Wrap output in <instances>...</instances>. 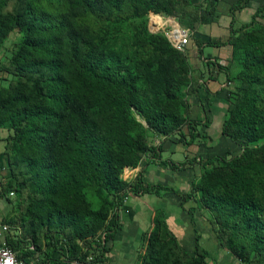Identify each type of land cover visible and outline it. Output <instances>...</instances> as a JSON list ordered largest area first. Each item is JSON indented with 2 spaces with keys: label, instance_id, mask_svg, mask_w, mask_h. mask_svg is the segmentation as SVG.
I'll use <instances>...</instances> for the list:
<instances>
[{
  "label": "trees",
  "instance_id": "obj_1",
  "mask_svg": "<svg viewBox=\"0 0 264 264\" xmlns=\"http://www.w3.org/2000/svg\"><path fill=\"white\" fill-rule=\"evenodd\" d=\"M247 1L230 7L221 41L195 33L203 12H214L212 0H0V48L14 35L0 62V131L7 132L0 194L12 190L19 209L8 222L22 238L7 240L17 254L28 239L33 251L44 248L38 263L102 264L126 197L175 191L145 182L142 171L122 176L145 160L194 167L189 190L175 192L182 207L205 214L237 264H264V2L234 26V11ZM150 14L187 19L194 61L187 45L179 51L149 30ZM204 44L230 48L226 64L208 61L206 71L209 79L213 69L225 76L219 132L236 149L206 158L197 152L198 138L208 137L197 127L209 126L198 96L206 89ZM188 95L200 102L196 112ZM165 142L184 145V160L161 159ZM199 237L190 253L156 209L135 264H217Z\"/></svg>",
  "mask_w": 264,
  "mask_h": 264
},
{
  "label": "crops",
  "instance_id": "obj_2",
  "mask_svg": "<svg viewBox=\"0 0 264 264\" xmlns=\"http://www.w3.org/2000/svg\"><path fill=\"white\" fill-rule=\"evenodd\" d=\"M238 1L240 0H215V1L212 0V2L214 3L213 6L215 10L214 12L207 14L206 16L207 18L203 22H201L202 23L201 25L203 27L204 25H206L209 30L208 34L205 32H202L204 33V35H206L204 37H210L213 40H221V41L223 40L225 41L227 39L229 35V25L231 23V19L233 15L231 13L230 7L235 5V3ZM263 2L264 0H248L246 5L243 8L234 11L236 18H235L233 25L238 26L241 23L248 22L252 14L257 9V7L260 6ZM263 16H264V12H263ZM183 27L188 28L186 26H183ZM196 31L199 32V30H196ZM204 45L201 46V53H200L201 57L200 58H201L202 63L200 64L203 65L205 63V66H203L205 67V69H203L204 74L202 78L203 80L206 81V85H204L206 89L205 90H203L202 88L200 89H202L204 92L202 96H205L203 102L206 101L209 104L206 106L208 107V109L210 108V112L208 110L207 116L211 115L213 116V120H215L217 113H219V110H220L219 107L223 104V101L226 102L225 91L218 92V90L224 86L225 76L222 71L217 73L213 69L211 75H213L215 79H213V77L209 79L207 77L209 76V72L206 71L208 67L206 66V63L208 61L214 62L216 60L220 63L226 64L227 59L229 58L230 48L227 44L222 45V46H214L215 48L218 49L215 54L208 53L207 55H204L202 51V48L204 47ZM194 47H195V53L193 54L191 52L190 54L196 57L198 56V53L196 52L195 44H194ZM215 99H218V102L217 101L214 102ZM213 102L215 103L214 104L215 107L211 108L213 106ZM203 104L205 105V103ZM193 105L195 108H199L198 104H193ZM6 134L7 132L5 130L0 131V164H1V153L3 152V149H4V140L2 138L6 136ZM173 145L174 144L172 143L170 144L168 142H165L162 144V152L160 153L161 159H163L162 153L164 151L169 150L173 152L175 150V147H173ZM197 152L202 156L201 146L197 150ZM131 169L134 170V173L130 179H132L139 171H142L143 180L145 182L153 183V184L163 182V180L160 178H163L162 176H166L167 173L171 174V177L173 178L175 177L179 181H183L182 176L187 170H190L191 171L190 174L188 176H185L187 180L184 182V186L186 187L180 190L181 193L187 192L189 190L191 181L196 174L194 167L180 169V170H173L168 166L162 165L161 163H159V161H153V162L146 163V161L144 160V161H141L137 167L131 168ZM2 180L3 179H1V175H0V182H2ZM150 180H153V182ZM161 184L167 185L165 183H161ZM167 186H171V185H167ZM0 189H1V185H0ZM175 192L177 191H174V192L165 191V192H162L161 195H158L155 192L141 193L138 195L131 193L130 195H128L126 199L124 200L122 206L118 210V222L120 223V227L116 230L115 235L111 241V245H112L111 252L106 255L107 260L104 261L102 264H109L111 259L126 260L124 264H133L134 257L131 258V261H129V259H124L123 255L120 256V253H123L122 252L123 249H118V251H115V253L117 254H114V256H112L114 243L116 240L119 239V237L128 238L130 235H133V236L138 235L139 232L142 235V233L145 230H148L152 226V216H153L154 210L156 209H159V208L162 209L163 215L168 223V226L170 227L171 230H173V232L177 235V237L180 239L181 242L184 241V239H181V238H184V234L181 232V230H184V229L188 230L190 228V225L191 227H193L199 222L207 221L205 219V214H202V212L199 209H193L194 211L192 215H190L186 210L187 205L185 208L182 207L181 198ZM4 193L5 194H0V224L4 222L9 223L8 222L9 218H11V216H13L16 213L15 211L16 209L14 205L15 204L14 194L9 195V192H4ZM168 200H171L174 203H176L175 206L173 205V207H170ZM190 203L193 204L192 202ZM190 203H188V205L192 206ZM9 224H10L11 233L16 237V239H21L16 233V230H20V228L16 225H12L11 223ZM186 225L188 226V228L185 227ZM206 226L209 228L210 231L209 230L208 231L211 233L210 235L212 237V232H211V228L209 224ZM118 232H119V236L117 237ZM23 242H21L20 244L23 246V253H22L23 255L17 254L19 257L22 256L21 258L31 263H35L37 262V260L43 258V256L41 255L39 251H33V246L30 243H28V239H25ZM26 246H28V248H24ZM184 247L187 250L189 249L188 246H184ZM14 250L17 253V250L16 249ZM134 252L136 256L137 248L135 249Z\"/></svg>",
  "mask_w": 264,
  "mask_h": 264
},
{
  "label": "rangeland",
  "instance_id": "obj_3",
  "mask_svg": "<svg viewBox=\"0 0 264 264\" xmlns=\"http://www.w3.org/2000/svg\"><path fill=\"white\" fill-rule=\"evenodd\" d=\"M194 1L197 3L199 0H194ZM203 14H204V17H203L202 22L207 18L206 17L207 13L203 12ZM173 19L175 20V22H177L181 26H184V24L187 25L186 22L183 23V21H181V20H187L183 16H181L180 18H173ZM149 24H150V21H149ZM201 24L198 25V27L196 29V30H199V32L196 31L195 33L198 36H200V37H204L206 35H204V33H202V32H205V33L208 34L209 30H208L206 25H204V27H203ZM166 28H167V26L163 24L162 26L159 27V29H156V30L153 29L152 32H163ZM13 38H14V35L11 34L9 36V38H7L5 40V43H4V45L7 46V47L6 48L5 47H1L0 48V62L6 60L7 49L10 48V46H11L10 43L13 41ZM189 39L190 40L187 43L186 50H187V52L189 50V52H192L194 54L195 53L194 42H193V40L191 38H189ZM217 50H218L217 48H215L214 46H210V45H208V46L204 45V47L202 48V51H203L204 55H207L208 53L215 54L217 52ZM185 53H186V51H185ZM188 57H189L190 61L191 60L194 61L195 60L194 58H196L193 55H190ZM203 69H205V67H203ZM3 75H4V73H2V71H0V78ZM0 83H2V80H0ZM203 94H204L203 90L200 89L198 96H200L201 99L203 98L202 100H204V97H205V96H202ZM188 98L191 100V103L199 105V102L197 100V96L196 95H191V96L188 95ZM216 101L218 102V99H215L214 102H216ZM214 102H213V106L211 108L215 107L214 106V104H215ZM203 103H205L204 106H205L206 113L208 112V110L210 112V108L208 109V107H206L209 104L206 101L203 102ZM225 104H226V102L223 101V104L219 107L220 110L218 109L219 113H217V116H216L215 120H213V116H211V115L207 116L208 121H209V126L208 127H206L203 123L198 125V127H197L198 131L200 133H204L206 135L208 134L207 136L209 137V138L208 137L206 138V136H205V137L198 138L199 141L202 140L201 142L203 143L202 144L203 146L201 145V150H202V156L201 157L202 158H206V157L211 156V155L216 154V153H223L225 151V149H228V148H231V150H236L235 147H234L235 145L233 143H231L228 139H224L221 136L220 132H219L220 131L221 122L224 119ZM192 110L194 112H196L195 111L196 108L194 107V105H193ZM203 140H206L207 144H204ZM173 147H175V150L173 152L169 151V150L164 151L162 153V158L163 159H171L175 163L183 161L184 160V155H183L182 149L184 148V146L181 143L177 142V144L173 145ZM190 172H191L190 170H187L184 173V175L182 176L183 181H179L177 178H175V177L173 178V177H171V174L167 173L166 176H162L163 178H160V179L163 180V182H161V183H165L167 185H171L174 188L175 191L180 192L181 189H184L186 187V186H184V182L187 180L185 176H188L190 174ZM133 173H134V170L129 168L128 172L127 171L125 172V169H124L122 174L126 178L127 177L131 178ZM1 174H2V169L0 167V175ZM1 179H2V177H1ZM162 180H160V181H162ZM150 181L153 182V180H150ZM168 201H169V206L170 207H173V205L175 206L176 203H174L171 200H168ZM14 202H15V204H17L15 200H14ZM15 209H16L15 210L16 212L19 211L17 205L15 206ZM206 225H208V222L207 221H203V222L197 223L193 227H191V225H190V228H189L190 230L189 229L188 230H186V229L181 230V232L184 234V238H181V239H184V241L181 242V244L183 243L184 246H188L189 249H190V250L188 249L189 252L193 253V248H194V245H195V235H196V233H198L200 235L199 241H198L199 244L208 251L209 257L212 260H215L217 262V264H237L238 261L234 257L230 256L224 249H222L219 245H217L213 234H212V237H211V235H210L211 233L209 232L210 230H209V228ZM185 227L188 228L187 225ZM118 236H119V232H118L117 237ZM140 236H141V233L139 232L138 235H134V236L130 235L128 238L119 237V239L116 240L115 243H114L112 256H114V254H117V253H115V251H118V249H123V251H122L123 253H120V256L123 255L124 259H129V261H131V258L134 257L133 264H135L136 256H135V252L134 251H135L136 248H137V251L140 249V246H141V238H140ZM122 241H124V242H122ZM137 245H138V247H137ZM43 247H45V246H43ZM43 249L44 248H42V250H40L39 252L44 257ZM125 261L126 260H114V259H111L109 264H122V263L124 264Z\"/></svg>",
  "mask_w": 264,
  "mask_h": 264
},
{
  "label": "built area",
  "instance_id": "obj_4",
  "mask_svg": "<svg viewBox=\"0 0 264 264\" xmlns=\"http://www.w3.org/2000/svg\"><path fill=\"white\" fill-rule=\"evenodd\" d=\"M155 15L156 16L158 15L163 19V23L160 26H162L163 24L167 26V28L163 31V33L168 38L171 45L179 51H184L185 46L188 43V39L190 35L189 28H185L179 25L177 22H175L173 18H170V17L165 18L164 16L159 15V14H150L149 16L150 24L148 25V27H149V30L151 31H153L154 29L153 26L156 23L152 19V17ZM124 169H125V172L129 171V168L127 167ZM123 177L126 178L125 176ZM13 194L14 192L12 190L9 191V195H13ZM16 233L18 234L20 238H22L21 230H16ZM8 238L16 239V237L10 231V224L6 222L1 223L0 224V264H41V263H38L39 260H37V262L35 263H31L19 257L16 251L8 244V241H7ZM61 264H88V263L82 262V261L65 259L61 262Z\"/></svg>",
  "mask_w": 264,
  "mask_h": 264
},
{
  "label": "bare ground",
  "instance_id": "obj_5",
  "mask_svg": "<svg viewBox=\"0 0 264 264\" xmlns=\"http://www.w3.org/2000/svg\"><path fill=\"white\" fill-rule=\"evenodd\" d=\"M152 19L154 20V22H156L153 28L159 29L160 25L163 23V19L158 15L153 16Z\"/></svg>",
  "mask_w": 264,
  "mask_h": 264
},
{
  "label": "water",
  "instance_id": "obj_6",
  "mask_svg": "<svg viewBox=\"0 0 264 264\" xmlns=\"http://www.w3.org/2000/svg\"><path fill=\"white\" fill-rule=\"evenodd\" d=\"M151 31V30H150Z\"/></svg>",
  "mask_w": 264,
  "mask_h": 264
}]
</instances>
